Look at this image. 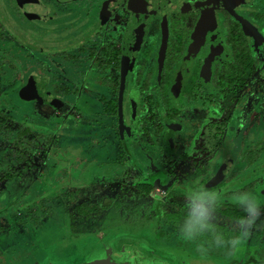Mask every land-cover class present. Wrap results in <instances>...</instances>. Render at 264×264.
Listing matches in <instances>:
<instances>
[{"label":"flooded vegetation","instance_id":"af4514ba","mask_svg":"<svg viewBox=\"0 0 264 264\" xmlns=\"http://www.w3.org/2000/svg\"><path fill=\"white\" fill-rule=\"evenodd\" d=\"M209 1L24 0L21 5H18L16 2L13 4V0H0L1 4L4 3L15 14L22 13L19 18L14 19L15 25L11 27L15 31L16 29H23L26 33L24 37H18L16 34L12 35L10 29L6 28L5 24L0 20V34L3 35H0V39L7 37L9 40L7 42L8 47L14 49V51H10L8 48L7 53L4 51L0 52V61H3V63H0V68L3 71L0 78L2 75L5 77L11 76L13 71L18 73L19 69L21 72L22 68H25L24 71H26V61L28 58L24 53L27 51H33L39 57L43 56V70L40 74L44 73V75H35L32 77L30 75V79L26 83L12 79L10 80L11 84L9 83V86H6V84L3 85L5 87L3 88V93L0 92V115L7 117L9 114L8 111L16 110L18 115H21L20 119H24L26 113L22 117L21 108L18 106L25 107V110H30L29 105H34L36 108L44 107V109L51 107L50 112L54 113L45 111L46 113H44L45 115L43 117L47 118L51 114L53 116L51 120H55L56 123L55 134H53L55 136L52 140L48 143L46 140L48 134L40 131L44 134V137H40L37 140L38 142H42L40 144L37 143L39 148L36 154L33 157L28 155L24 156L16 164L17 159H13V155H16L18 151L26 154L29 147L32 146L31 140L36 135L34 134L33 138L31 136L23 139L20 143L22 144L21 147H12V149L10 148V144L13 143L10 142L9 144V141L0 135V157L6 156L12 158L8 170H6L7 168L5 166L0 167L2 169L0 173H7L8 175L6 179L0 178V237L8 234V231L14 228L9 220V218H14V213L18 217V220L13 219L14 224H18L19 226H22V223H27L33 218H37V213H31L29 211V206L32 205L31 202H21V209H17L20 202H17L15 198H11V195H8L10 190L15 191V193L17 192L15 196L18 193L20 195V189L26 185L23 181L18 185L14 183L15 180L12 179V171L16 167H19L21 163H26L23 170H29L32 167L33 170H29V172L34 173L38 171L42 165V161L39 160L37 162L34 159H37L39 154L46 152L47 149L49 151L51 143L56 144L60 140L59 137L67 138L65 142L72 136L80 139V134L69 135L67 134L68 130L87 126L86 123H89L90 120L94 125H100L99 128L103 129V131H98V134L88 133L82 140L83 142L86 139V146H83L86 148L84 152L86 154L90 153L91 156L92 147L90 146V142L94 145L99 140L97 137L106 132L104 131L105 126L111 128L109 131L111 138L109 137L110 139H108L107 137L104 141L110 142L114 138L112 137L113 134H119L120 155L118 156L124 159L126 156H129L130 150L132 149L131 146H135L137 143H142L144 147L143 151L150 150L149 147H156L162 137L164 138L166 135V130L173 137L178 133V135H181L183 129L187 126L190 129H197L199 124L209 122L202 118V122L195 124L196 121L193 116H187L182 119L181 113L185 107L188 109L195 108L196 110L194 109V112L196 114H201L204 110L203 108L206 109L208 107L212 111L210 113L206 112V115H209L215 114L216 112L223 114L230 107L232 108L235 102L237 104V101L240 99V93L245 91V88L249 86L250 79L257 67L262 63L261 57L264 56V45L261 54L256 51V45L264 41V0H215L218 7L215 5V1H211L210 3ZM2 8L4 9V7ZM197 14L200 15L199 19H197ZM66 16L68 19H65ZM99 18H102V22ZM37 22H42L43 26L39 25L37 29V25L32 24ZM65 22L67 23L63 25ZM91 26H94V32L90 36V41H83L66 51L57 52L53 50L51 48L52 40L46 38L48 35L70 33L76 27ZM159 27H161L160 36L158 32ZM222 29L227 30L226 37L220 35V33H223ZM32 30H37L39 34L34 31L35 36L28 35V33L32 34L30 32ZM231 34L232 36H236L237 47L229 40ZM214 35L218 36L214 37ZM218 37L221 38L220 41L225 45V52L220 55L216 54L218 58L214 60L215 63L212 66L213 72L210 71V65L208 63V67L207 65L205 67L204 65L202 66V57L195 60L193 66L189 67V63L193 61L189 62L188 59L186 60L184 58L189 44L191 43L190 49L192 45L196 48L197 44L201 43L205 38L216 42ZM220 48H223V46ZM241 53H243V56L240 55ZM84 56L87 57L86 63L84 60H80ZM7 58L12 64L9 65V62H5ZM77 60L79 61L74 62ZM71 61L72 65L68 67ZM204 61L206 60L204 59ZM246 61L249 62L245 66L243 62ZM49 62H52L50 63L52 65H49ZM53 62H58L59 66H61L58 77L55 80L51 79L55 75L50 73L51 71H56L51 69L52 66L56 68ZM79 62H82L80 69L73 65V63L78 64ZM233 63H242L240 66L244 64L242 66L244 69L241 78H244L245 82L241 84L243 86H238L240 85L238 84V88L233 93H224L225 90L222 86L215 85L214 78L215 75H220L227 66ZM34 70L35 68L31 66L30 70L26 72L32 73ZM208 71L212 74L210 83L218 90L216 94H207L205 92L206 85L204 86L203 83H205L204 79L209 77ZM14 88H18V95L16 97H14ZM99 88L103 90L101 94L98 93ZM93 90L100 95L99 101L96 100L93 102L95 103L94 105L91 104L92 100L95 99V93L91 95V91ZM256 95H251L250 97ZM150 99L152 106L156 107L154 116L147 113V107L151 106L149 103ZM71 100L73 101L71 102ZM28 101L30 102L28 103ZM249 102L253 104L254 100L251 99ZM209 103H215L216 105L213 107ZM95 107L98 108L97 111H93ZM250 108H252V105H248V109ZM30 113H27L28 116L25 117L28 120H32V113ZM69 118L73 119L71 123H68ZM227 118L230 120L231 128L232 124L234 126L236 122L240 123L244 120L240 115L235 116L231 115V113L228 114ZM20 119L18 118V120L11 123V119L8 118V121L5 122L6 124L11 123L9 127L12 137L16 135L15 132L23 124ZM107 119L112 124L106 125L104 121ZM212 121L210 120V123ZM16 123L18 125L17 127L14 126ZM6 124L3 125L5 126ZM28 125L30 129L33 127L30 123ZM232 132L231 130H227V136H230ZM235 135L239 136L237 134ZM245 136L246 134H243L240 135L239 139H234L236 142L235 147H238L237 144L248 140L247 142L253 145L248 150H261V152L256 164H247L246 168L248 170L241 178L243 180L242 182H240L241 179L238 178L236 173L231 174L230 171L228 172L229 169L234 168V162L236 160L233 154L229 155L231 153L227 147L225 153H223V148L221 149L219 152L221 156L218 157V161L216 159L210 166V170L214 171V174L209 178H203L199 183L187 179L188 183L186 188L171 186L160 198L156 199L152 192V186H156L157 184H154L153 180L159 184L165 183L166 180L163 179L164 177L151 181L145 180L132 190L126 186L130 181L129 179L133 176L132 172H128L127 178L121 181L122 184L119 188L116 186L112 187L118 190L119 198L117 200L115 196L110 195L98 200L94 205L82 201L75 208L80 213H90L96 209V205L98 207H108L111 202L112 205L116 204L113 205L114 207H118L121 204L118 207L119 210L117 208H114V210H118L120 213L132 214L137 213V207L141 206L143 210L142 215H144L143 213H147L148 216L146 218H154L158 231L156 233L157 243L165 246L169 244L161 240L164 235L166 236L167 232H169V236L175 232H179L175 229L179 228L184 219H188V215L192 211V208L187 209L185 206L188 194L198 195L202 193L200 191L207 190L208 188L209 191L218 193L222 200L220 210H218L217 214L213 215V222H221L223 228L218 234H223L225 239H227V237L235 235V232L232 231L233 229H239L240 227L235 224L236 220H233L223 212V209H231L236 204L232 200L234 193H238L236 191L240 189L238 191L242 194L250 192L256 198H260V195L263 194L262 191L252 192V189L259 178V175H255V172L260 170L262 166L259 161L264 156V139H262L263 141L256 139L257 134L251 135L248 137L249 139H241ZM150 139H153L155 143H152ZM239 140L242 142H239ZM258 140L260 148L255 147L257 144L256 141L258 142ZM114 141L116 139L112 140V142ZM98 150L93 156L95 159L81 162L80 164L83 166L78 165L75 168L80 171L78 178H75L72 173V164H75L77 159L82 160L84 158L82 150L73 155L74 160L72 162L69 158L62 159L63 163L66 164L65 169L69 170L71 179L73 180L71 184L74 182L85 185L78 189L79 193H93V191L97 190L109 191L112 189L106 185L101 187L98 183L93 185L89 184L92 177L90 180L83 178L86 175L88 177L92 176V166L98 164L96 159L99 160L101 156L108 153L105 152V150H108L103 146H100ZM147 154L148 152L144 151L143 157ZM56 156V158L52 157V160L60 159L58 155ZM29 157L33 158L30 159V162H28ZM179 159V157H176V161H179ZM219 161L225 162V166L221 165L218 168L217 164ZM54 164V171L57 174L58 168L56 161ZM86 164H88V167L84 168ZM229 165L232 166L230 167ZM108 166L110 167V165ZM118 168L121 169L122 167ZM108 171L109 169L106 172ZM222 172L226 175L225 178H222ZM183 178L186 180V173ZM178 179L182 180L181 176H178ZM192 182L195 185L191 184ZM63 183L67 185L70 183L68 176L62 178L61 184ZM43 184L45 187L50 186V183ZM198 184L204 187L197 186ZM34 187L32 190L35 189ZM93 188H97V190ZM89 189H91V192ZM46 193L43 195L46 196ZM22 198L26 200L25 195ZM41 198L44 199L43 197ZM188 199L193 205L197 201L192 200L191 197H188ZM167 202L169 205H165ZM164 213L171 214L170 220L165 217ZM37 219L35 223L44 220L43 218L41 220ZM49 222L46 219L41 223L42 226L38 223L37 226L39 225L40 227L38 228L42 229L48 226ZM257 224L260 226L252 233V235L254 234L252 239L249 238L239 248V251L235 255H232L235 257L242 252V259H246L248 252H253L255 259H250L251 261L249 263H245L246 261L241 259L243 262L241 264H264V234L260 233L258 235V232L261 231L260 228L264 225L263 215H261ZM178 236L169 238L170 243L176 249L180 247L176 253V258L167 259L158 257V261L163 264H187L186 260L191 264L229 263L230 258L226 254L228 250L224 245H221V248L212 247L210 250L213 254L221 255L220 258L215 261L202 260L198 256L193 255V252H186L189 249L183 245V240ZM201 236L207 239L210 236V231L205 230L204 235H196V237L200 238ZM210 238L213 239V236ZM251 241L253 242L252 244L249 243ZM186 245L196 246L192 242L190 244L187 242ZM130 253L137 255L133 250ZM169 254L172 253L169 252ZM20 255L22 256L23 254L20 253ZM236 262H238V258ZM1 263H3L2 260Z\"/></svg>","mask_w":264,"mask_h":264},{"label":"rangeland","instance_id":"374dc122","mask_svg":"<svg viewBox=\"0 0 264 264\" xmlns=\"http://www.w3.org/2000/svg\"><path fill=\"white\" fill-rule=\"evenodd\" d=\"M23 1L24 0H13L12 3L14 4V2H16L18 5H21ZM211 1L215 0H210L209 3ZM215 5L218 7L216 1ZM1 6L4 7V9ZM0 7V20L5 24V27L10 29L12 35L16 34L18 37H24L26 33L23 29H16L15 31L14 28L11 27L15 25L14 19L19 18L22 13L15 14L13 10L6 7L4 3L1 4V2ZM199 17L200 15L197 14V19H199ZM65 19H68V17L66 16ZM99 20L102 22V18H99ZM66 23L67 22H65L63 25ZM32 24L37 25V29L39 25L43 26L42 22ZM160 30L161 27H159L158 31L159 36L161 32ZM34 31L38 32L37 30H32L30 31L32 34L28 33V35L35 36L36 34ZM222 31L223 33H220V35L226 37L225 34H227V30L222 29ZM93 32L94 26L76 27L70 33H58L50 36L48 35L46 38L48 40H52L51 48L57 52H60L71 49L83 41H90V36L93 34ZM218 35H214V37ZM220 39L221 38L218 37L217 41H214V43L208 38L205 41L203 40L201 43H198L196 48L192 45L191 49L190 43L187 53L184 56V58L186 60L188 59L189 62L193 61L192 63H189V67L193 66L195 60H198L202 57V66L204 65L205 67V65L208 63V65H210V71L213 72L212 66L215 63L214 60L218 58L216 57V54L220 55L224 54L225 52V45L220 41ZM7 42H9L7 37L0 39V52L4 51L7 53L9 48ZM216 45L217 47L215 48ZM263 45L264 41H261L259 45H256L257 53H262ZM222 46L223 48H220ZM9 50L14 51L12 47L9 48ZM24 55L28 58L26 61V71H29L31 66H33L35 70L32 71V73H27L24 71L25 68H22L21 72L20 69L18 70V73L13 71L12 75L9 77L2 75L0 78L1 93H3V88H5L3 85L6 84V86H9V83L11 84L10 80L12 79L21 83H26L30 79V75L31 77L35 75H44V73L40 74L43 70V56L39 57L33 51H27L24 53ZM261 58L262 63L257 67L253 76L251 77L249 86L245 88V91L240 93V99L237 101V104L235 102L234 106L232 108L230 107V109L223 114H218V112H216L215 114L209 115H206V112L210 113L212 111L208 107L206 109L203 108L204 110L201 113L202 115L200 113L196 114L194 112L195 108L188 109L185 107L181 113L182 119L187 116H193L194 120L196 121L195 124L202 122V118L203 120L209 122L199 124L197 129H190L187 126L183 129L181 135H178V133L173 137H171L170 133L168 134V130H166V135L164 134V138L162 137L156 147H149L150 150H144L145 152H148V154L144 157V147L142 146V143H137V145L131 146L132 149L130 150L129 156H126L124 159L120 158L118 156L120 155L119 134H113L112 137L114 138H112L110 142L104 141L107 137L108 139L111 138V135L109 134L111 128H108L107 126H105L104 130L106 132L103 133V135L97 137L99 140L96 141L94 145L92 142H90V146L92 147L91 156L90 153L86 154L84 152L86 148L83 147L86 146V139L82 142V140L86 137V134H98V131H103V129L99 128L100 125H94L90 120L89 123H86L87 126L78 127L73 130L70 129L68 130L69 132L67 131V134L69 135L80 134V139H76L75 136H72L68 138L67 142H65L67 138L65 139V137H59L60 140L56 142L58 149L55 143H51V147L49 146V151L47 149L46 152L40 153L39 157L34 159V161L37 162L39 160L42 161V165L38 171L33 173L29 172L28 169L23 170V167L26 163H21L19 167H16L12 171V179L15 180L14 183L17 185L22 181L26 183L24 188L21 190L20 195H18L21 197H15L17 202H20L17 209H21V202H31L32 205L29 206V211L31 213H37L36 216L38 219L33 218L29 220V222H27V226V223H22V226H19L18 224H14L13 221V219L18 220L16 213H14V218H9L14 228L9 230L8 234L0 237V264H110L113 260L126 255V251L128 250H133L136 252L137 256H139V260H141L143 263H150L148 261H152V264H163L162 262L158 261L159 259L155 260L153 258L158 256V254H162L159 256L168 259L176 258V253L179 251L178 248L180 247L176 249V247L170 243L169 238L178 235V237L183 240V245L187 246L189 249V251L186 252H193V255L198 256L199 259L202 260L215 261L216 259L220 258L221 255H216L210 252V243L212 241L210 237L213 236L212 232H210V236H208L207 239L202 236L201 238L195 236L192 241L185 240L179 232H173L174 234L171 236H169V232H167L166 236L164 235L161 240L169 245H159L156 239V233H158V231L156 229L154 218H146V216H148L147 213H143L144 215H142L143 210L141 209V206L137 207V213L132 214L120 213V211H118V207L121 204L118 207H114L113 205L116 204L112 205L111 202L110 206L108 207H98L96 205V209L90 213H80L76 210L75 206L82 201H86V203L88 202L91 205H94L98 200L110 195L115 196L117 200L119 198L118 190L113 189L112 187L116 186L119 188L122 184L121 181L127 178L128 172H132L133 176L131 177L130 175V181L126 186L132 190H134L138 184L145 180L151 181L153 179L157 180L161 179V177H164L163 179L166 180L165 183L159 184L153 180V183L157 185L152 186V192L156 199H158L171 186L186 188L188 183L187 179L199 183L203 178H209L211 175H213L214 171L210 170V166L216 159V161H218V157L221 156L219 154L221 149L223 148V153H225L227 147L231 153L229 155L233 154L234 159L236 160L234 162V168L229 169L228 172L230 171L231 174L236 173L238 178L241 179L248 170L246 168V152L248 149L253 147V145H250L247 142L248 140L244 142L239 140V142L242 143L237 144L238 147H235L236 142L234 139H239L240 135L243 134H246V136L241 139L248 138L253 134H257L256 139H264V56ZM81 59L86 63V56H84V58H80V60ZM204 59L206 61H204ZM78 61L79 60L74 62ZM5 62H9V65L12 64L8 58L5 60ZM82 62H79L78 64L73 63V65L80 69ZM50 63L52 62H49V65H52ZM53 63L56 68L52 66L51 69L56 71H51L50 73L55 75L54 77H51L52 80H55L58 77V72L61 66H59L58 62ZM70 65H72V61L68 64V67H70ZM210 71H208L209 77L204 79L205 83H203V85H206L205 92L207 94H216L218 92L217 88L212 86L210 83L212 75ZM1 73H3V71L0 68V75ZM13 92L14 97H16L18 95V88H14ZM102 92L103 90L99 88L98 93L101 94ZM94 93V90L91 91V95ZM98 93L96 92L94 94L95 99L92 100V105L95 104L93 102L96 100L99 101L100 95ZM251 95L256 96L250 97ZM251 99L254 100L253 104H250L249 102ZM72 101L73 100H71V102ZM29 102L30 101H28V103ZM209 105L215 107L216 104L209 103ZM248 105H252V108L248 109ZM18 107L21 108V112H23L25 109V107ZM29 107L30 110L28 111L32 113L31 118L34 122L33 129L36 130L35 132L37 133L41 131L44 134L51 132L56 126L55 120H51L53 116L49 114L47 118L43 117V115H45L44 113L46 112L54 113L50 112L51 107H47L46 109H44V107L36 108L34 105H29ZM97 110V107L93 109V111ZM96 113L98 114V112ZM229 113L235 116L240 115L244 120L238 123L236 122V119V123L234 126L232 124L231 128L230 120L227 118ZM72 120L73 119L69 118L68 123H71ZM210 120L213 121L210 123ZM104 123H106V125L112 124L109 119L104 121ZM14 126L17 127V123L14 124ZM227 130L233 131L230 136H227ZM235 134L239 136H236ZM114 139H116V141L112 142ZM259 140L258 142L256 141V148H260V145L258 144ZM41 142L42 141H39L38 144ZM38 144H34L37 146V149L39 148ZM100 146L105 147V149L108 150H105V152L108 153L101 156L99 160L96 159L98 164L92 166V176L88 177L86 175L83 178L90 180L92 177L89 184L93 185L98 183L101 185V187L106 185L110 186V189H112L109 191H101L97 190V188H93L97 191H93V193H79L78 189L85 185L83 183L74 182L71 184L73 180L71 179L69 170L65 169L66 164L63 163L62 159L69 158L72 162L74 160L73 155L82 150L84 158H82V160L77 159L75 164H72V173L75 178H78L80 171L75 168L78 165L83 166L80 164L81 162H87L90 161V159H93V156L99 151L98 149ZM56 155H58L60 159L52 160V157H57ZM176 157L180 158L179 161H176ZM55 161L58 168L57 174L54 171ZM259 163H261L262 166L260 170L255 172V175H259V178L257 179L252 192H263V194L261 193L262 195H260V198L257 199L260 203L261 212L264 217V156L259 161ZM108 165H110V167ZM221 165L225 166V162L219 161L217 167L219 168ZM87 167L88 164L84 166V168ZM100 167L101 171L99 172ZM118 167L122 168L119 169ZM108 169L109 171L106 172ZM185 173L186 180L183 178ZM221 175L222 178L226 177L223 172ZM66 176H68L70 183H68V185L65 183L61 184L62 178ZM178 176H181L182 180L178 179ZM242 181L243 180L241 179L240 182ZM43 183H50V186L45 187ZM191 184L195 185L193 182ZM197 186L202 185L198 184ZM33 187L35 188L34 190H32ZM91 189H89L90 192ZM203 191H208V188L207 190ZM45 192H47L45 194L46 196L43 195ZM23 195H25L26 200H23ZM139 202H141V200H139ZM199 203L200 202L197 200L194 202V205H198ZM165 205H169V203L167 202ZM114 208H117L118 210H114ZM42 218L44 220L41 222L37 221L39 225H41V223H43L46 219H48L50 222L48 226L39 229L38 227L40 226H37L35 220H41ZM216 227L218 234L223 228V225L221 226V222H219L216 223ZM260 229L261 231L258 232V235H260V233L264 234V225H262ZM175 230L179 231V228H176ZM255 231L256 229L253 232ZM252 236H254V234L251 235L250 239H252ZM187 242H189V244L192 242L193 245L195 244L196 246L186 245ZM249 243L252 244L253 242L251 241ZM197 247H202L207 251L200 253L196 250ZM168 252H171L172 254L168 255ZM20 253L23 255L21 256ZM242 255L243 253L241 252L235 257L228 256L230 258L228 264H241L243 263L242 260L246 261L245 263H249L251 261L250 259H255L253 252H248L246 259H242ZM237 258L238 262H236ZM1 260L3 263H1ZM186 261L187 264H191L188 260Z\"/></svg>","mask_w":264,"mask_h":264},{"label":"clouds","instance_id":"9594fccd","mask_svg":"<svg viewBox=\"0 0 264 264\" xmlns=\"http://www.w3.org/2000/svg\"><path fill=\"white\" fill-rule=\"evenodd\" d=\"M188 197L192 200H198V205L190 203ZM186 201V208H192L188 219L183 221L179 226L180 235L188 241H192L196 235H204L205 230L213 233V239L210 248H221V245L228 250L227 255H235L239 248L251 237L253 231L260 225L262 212L258 199L250 192H245L241 196H233L232 200L238 204L246 213L245 216L237 219L235 224L239 225V229H233L235 235H231L225 239L223 234H217L216 223L213 222V215L221 205V198L218 193L213 191H203L201 194L193 195L189 193ZM198 252H204L202 247H197Z\"/></svg>","mask_w":264,"mask_h":264},{"label":"trees","instance_id":"16d2710c","mask_svg":"<svg viewBox=\"0 0 264 264\" xmlns=\"http://www.w3.org/2000/svg\"><path fill=\"white\" fill-rule=\"evenodd\" d=\"M0 33H1V30H0ZM2 35V34H0ZM3 36V35H2ZM229 40L230 42H233L234 46L237 47L236 43V36H232L231 34V37H229ZM241 56H243V53L240 54ZM249 56V55H248ZM247 56V57H248ZM249 61H246V62H243L246 66V64L248 63ZM0 63H3V61H0ZM242 63H239V64H232L230 66H227L220 75H215V78H214V83L215 85L217 86H222L223 89L225 90L224 93H233L237 88L238 86H243L241 84H244L245 82V79L244 78H241L242 75H243V69L242 66H240ZM240 84V85H238ZM238 85V86H237ZM150 105L149 107H147V113H149L150 115L152 114V116H154L155 112H156V107L152 106V102H151V99H150ZM9 114L7 117H2L0 115V135H2L4 138H6L8 141H9V144L10 142L13 143V144H10V148L12 149V147H15V148H19L21 147L22 144L21 141L25 138H33L34 134L36 136H34V138L31 140V143H32V146L29 147V150L28 152L25 154L24 152L22 151H18V153H16V155H13V159H17V162L18 161H21V158L24 157V156H30V157H33V155L36 154V146H34L35 143H38V139L41 137L43 138L44 137V134L41 133V132H35L33 130V127L30 129L29 127V123L31 125L34 126V122L31 120V119H26L25 117L28 116L27 113H30L28 110H25L22 112V117H24V113H26V116L24 117V119H20V116L21 115H18L17 111L16 110H10L8 111ZM31 114V113H30ZM8 118L11 119V123L15 120H18V118L20 120H22V126L19 130H17L15 133L16 135L14 137L11 136V132H10V124H6L5 122L8 121ZM31 120V121H30ZM3 124H6L5 126ZM55 127L53 128V130L51 132L48 133V136H46V140L47 142L49 143V141L52 140V138L55 136L53 134H55ZM150 141L152 143H155V141H153V139H150ZM45 142V143H47ZM44 144V143H42ZM45 146V145H44ZM260 151H256V150H253V151H250L248 150L247 151V164L248 165H254V163L256 164L257 161L259 160V155H260ZM28 158V162H30V159H33V158ZM11 157H0V161H3V162H0V167H6L8 170V167L10 166V161H11ZM2 169H0V172H1ZM29 170H33L32 167L29 168ZM0 178L1 179H6L8 177L7 173L3 174V173H0ZM240 190V189H238ZM236 191L238 193H234V196H241L243 195L241 192L239 191ZM232 209V210H231ZM231 209L229 208H225L223 209V212L225 215L229 216L230 218H232L233 220H237L243 216L246 215V213L243 211V209L238 205V204H235ZM220 210V207L219 209ZM218 212V211H217ZM165 214V217H167V219L171 218V214L170 213H164ZM176 220V219H175Z\"/></svg>","mask_w":264,"mask_h":264},{"label":"water","instance_id":"95a60500","mask_svg":"<svg viewBox=\"0 0 264 264\" xmlns=\"http://www.w3.org/2000/svg\"><path fill=\"white\" fill-rule=\"evenodd\" d=\"M153 259L156 260L158 258L154 257ZM148 262L150 263H147V264H152V261H148ZM144 263L141 260H139V256L132 253V254L123 255L122 257H119L118 259L113 260L110 264H144Z\"/></svg>","mask_w":264,"mask_h":264},{"label":"crops","instance_id":"0c3cea01","mask_svg":"<svg viewBox=\"0 0 264 264\" xmlns=\"http://www.w3.org/2000/svg\"><path fill=\"white\" fill-rule=\"evenodd\" d=\"M30 187H31V186H30ZM30 187H29V188H30ZM22 189H23V188H21L20 190H22ZM5 191H6V190H5ZM5 191H4V192H5ZM13 193H14V195H13ZM18 194H19V193H18ZM18 194H17V195H18ZM8 195H11V198H15V197L17 196V195L15 196V191H13V190H10V193H8ZM156 255H157V254H156ZM168 255H170L169 252H168ZM156 257H157V258H158V257L160 258L159 254H158V256H156ZM167 259H168V258H167Z\"/></svg>","mask_w":264,"mask_h":264},{"label":"bare ground","instance_id":"6f19581e","mask_svg":"<svg viewBox=\"0 0 264 264\" xmlns=\"http://www.w3.org/2000/svg\"><path fill=\"white\" fill-rule=\"evenodd\" d=\"M130 252H131L130 250L126 251L127 254H131ZM159 255H162V254H159Z\"/></svg>","mask_w":264,"mask_h":264}]
</instances>
